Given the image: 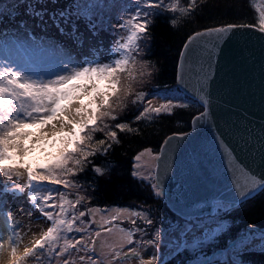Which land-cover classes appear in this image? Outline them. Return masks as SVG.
Listing matches in <instances>:
<instances>
[{
    "label": "snow or ice",
    "instance_id": "snow-or-ice-1",
    "mask_svg": "<svg viewBox=\"0 0 264 264\" xmlns=\"http://www.w3.org/2000/svg\"><path fill=\"white\" fill-rule=\"evenodd\" d=\"M203 2L124 0L118 22L111 25L105 19L108 0H72L69 6L55 10L48 9L46 0H25L22 6L35 24L19 23L12 33L0 30V264H130L132 260L165 264L160 255L162 240L170 246L169 255L192 253V264H244L241 256L246 251L253 247L264 251V231L257 232L250 225L225 247L209 254L206 249L226 231L224 225L205 217L202 210L190 211L179 199L172 232L162 234L155 228L149 234L137 226L138 220L148 226L155 224L146 211L92 206L88 188L77 179L92 164V157L107 155L120 143L118 132L139 131L127 122L112 123L129 104L138 110L135 121L189 107L186 85L183 99L159 90H139L155 68L142 57L153 16L170 12L174 17L170 23L176 26ZM254 10L258 14L255 24L206 29L189 37L184 45L181 67L191 45H199L202 39L211 45L204 49L208 59L202 60L198 69L200 87L191 95V102L204 109L193 118L194 126L209 120L207 84L222 43L236 28L264 34V6L257 4ZM79 21H84L93 36L107 31L108 24L115 37L110 46L102 51L101 45L91 56L76 59L59 45L37 39L33 32L34 27L45 32L51 24L61 35L68 34L82 44ZM177 83L184 84L182 75ZM185 135L168 137L160 153L146 148L134 157L132 175L154 179L150 186L157 197L166 195L160 174L142 176L141 161L146 156L159 161L167 146ZM213 140L232 178L231 206L264 192V124L258 129L245 128V135L237 141L240 152L251 157V164L241 162L223 134L214 133ZM49 146L55 154L34 163L33 154L46 153ZM92 171L103 176L109 169L93 165ZM125 221L133 227H123ZM148 249L152 251L145 259L143 252Z\"/></svg>",
    "mask_w": 264,
    "mask_h": 264
},
{
    "label": "trees",
    "instance_id": "trees-1",
    "mask_svg": "<svg viewBox=\"0 0 264 264\" xmlns=\"http://www.w3.org/2000/svg\"><path fill=\"white\" fill-rule=\"evenodd\" d=\"M199 2V0H198ZM187 3V0H182ZM254 0H204L191 16L181 18L176 26L170 21L173 14L164 12L155 15L149 27L150 39L145 47L144 60L155 65L151 78L139 86V90L152 92L178 93L177 71L182 49L187 39L196 32L219 27L226 24H255L257 13ZM177 16L179 13L176 14ZM184 98V96H183ZM189 107L176 108L172 114H161L152 120L135 121L138 115L136 106L121 112L117 122H127L133 128L139 129L134 133H119V144H114L107 155L97 154L92 157V164L88 165L77 179L88 188L91 205L96 207L124 206L146 211L155 221L153 226L142 224L149 234L155 228L163 233L172 230L177 224L175 215L166 205L162 197H157L151 188L153 181L138 179L132 175L134 157L146 148L159 152L165 139L174 133H184L191 129L193 117L201 111L196 103L187 98ZM98 136L100 134H97ZM96 165L109 169L103 176L92 171ZM226 231L206 251L211 254L214 249L223 248L226 242L236 239L247 231L249 226L259 230L264 229V192L246 202L242 206L219 215ZM127 227L132 225L125 224ZM140 237L138 233L136 239ZM148 237H145L147 239ZM195 259L192 253L183 252L172 255L165 264H192ZM244 264H264V251H246L241 256Z\"/></svg>",
    "mask_w": 264,
    "mask_h": 264
},
{
    "label": "water",
    "instance_id": "water-1",
    "mask_svg": "<svg viewBox=\"0 0 264 264\" xmlns=\"http://www.w3.org/2000/svg\"><path fill=\"white\" fill-rule=\"evenodd\" d=\"M206 47L211 45H205L203 39L199 45H191L183 67L180 56L177 81L182 75L184 84L178 87L184 92L186 85L190 98L200 87L198 69L202 60L208 59L204 53ZM204 67L207 68V63ZM207 96L209 120L195 126L192 120L188 135L173 140L157 161L159 168L155 176L158 171L166 193L164 199L176 214L177 199L181 205L189 206L190 211L202 210L205 217L222 211L217 210L218 203L231 206L232 178L213 135L223 134L225 142L236 149L241 162L252 163L251 157L240 152L237 141L245 135V128L258 129L264 124V34L251 28L233 30L215 58Z\"/></svg>",
    "mask_w": 264,
    "mask_h": 264
},
{
    "label": "bare ground",
    "instance_id": "bare-ground-1",
    "mask_svg": "<svg viewBox=\"0 0 264 264\" xmlns=\"http://www.w3.org/2000/svg\"><path fill=\"white\" fill-rule=\"evenodd\" d=\"M64 1L65 4H62L59 1L56 2L55 4L47 3V7L49 10H55V9L63 8L65 6H69L70 0H64ZM21 2L22 4L20 5V7L17 8V12L10 11V14H8L6 17L5 16L0 17V30H4L6 32L12 33L16 30V25L19 23L26 22L29 25L35 24V21H33L25 13V8L22 6L25 3V1L24 2L21 1ZM14 7L16 8V5ZM33 32L36 35L37 39H44L59 45L61 48L65 49L76 59H83L86 56H91L94 52V49L100 47L101 45L103 46L101 49L103 51L104 49H107V47L110 46L112 42V40L105 35L98 34L97 36H88L86 26L84 27L81 24H79V33L81 40L83 41L82 44L77 43L74 40V38L68 34L61 35L60 32L51 24H49L45 32H41L40 28H35V27L33 28ZM85 102H87V100ZM33 131H35V129ZM49 154H55V149H53L51 146L47 148L46 153H40V152L34 153L33 154L34 163H40V160L46 157L48 158ZM254 248L257 247H253V249Z\"/></svg>",
    "mask_w": 264,
    "mask_h": 264
},
{
    "label": "rangeland",
    "instance_id": "rangeland-1",
    "mask_svg": "<svg viewBox=\"0 0 264 264\" xmlns=\"http://www.w3.org/2000/svg\"><path fill=\"white\" fill-rule=\"evenodd\" d=\"M6 0H3V2H5ZM14 1H17V0H12V2ZM21 1H25V0H18L17 3H16V8L14 7L15 5L12 4V3H6V4H3V13L4 15L3 16H7L8 14H10V11H13V12H17V8L20 7V5L22 4ZM60 2L62 4H65L64 0H60ZM109 2V7L107 9V11L105 12V19L111 24V25H115L118 20H117V16L120 12V6L124 3V0H108ZM46 3L48 4H51L49 1H47ZM72 3V0H70V3L69 5ZM259 4L261 6H264V0H256L255 1V6ZM6 6V7H5ZM11 9V10H9ZM5 11H8V13H6ZM18 15H21V14H18ZM17 15V16H18ZM2 17V16H0ZM79 24H81L82 26L85 27V23L84 21H79ZM106 28H108L107 31H100L99 34L101 35H105V36H108L111 40H113L115 37L114 35L112 34V29L110 27H108V24L105 25ZM39 30V29H38ZM87 35L88 36H93L88 30H87ZM109 47V46H108ZM107 47V48H108ZM172 94H170L171 96ZM177 96L181 97L183 99V97L180 95V94H176ZM154 103H157V101H154ZM155 153V152H153ZM49 158V157H48ZM47 157L46 158H43L44 160L48 159ZM141 163L143 164V168L141 170V175L142 176H147L149 174H151L154 178V171H155V167H156V160H153L151 157L149 156H146L142 159ZM113 208H128V207H124V206H117V205H114V206H111L109 209H113ZM130 209V208H129ZM217 220V219H216ZM219 222V220H217ZM221 223V222H219ZM123 226V225H122ZM124 227V226H123ZM126 228V227H125ZM172 230L168 231V233H171ZM140 237H138L137 239H139ZM132 245H129L128 247H131ZM169 245L166 243L165 240H162L161 244H160V255L161 257L163 258L164 262L172 255H169L168 252H169ZM251 250H260L259 247L257 248H252ZM151 249H148L147 251H144L143 252V255L145 257V259L148 258V256L150 255L151 253ZM130 264H138V262L136 260H132L130 262Z\"/></svg>",
    "mask_w": 264,
    "mask_h": 264
}]
</instances>
